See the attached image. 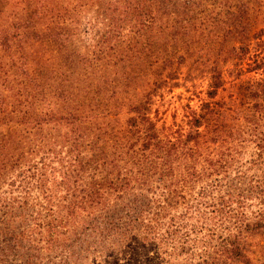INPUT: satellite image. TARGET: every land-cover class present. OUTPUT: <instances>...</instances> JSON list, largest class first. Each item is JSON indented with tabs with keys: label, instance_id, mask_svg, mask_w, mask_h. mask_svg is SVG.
<instances>
[{
	"label": "trees",
	"instance_id": "1",
	"mask_svg": "<svg viewBox=\"0 0 264 264\" xmlns=\"http://www.w3.org/2000/svg\"><path fill=\"white\" fill-rule=\"evenodd\" d=\"M231 1L224 36L247 49L249 3ZM201 3L111 0L105 14L123 9L138 36L179 38ZM21 67L32 90L0 83V264H257L248 241L264 230V208L250 200L264 204V179L250 178L248 193L232 169L242 153L210 131L222 114L218 67L178 143L159 136L148 100L111 117L107 103H81ZM259 92L264 109V81Z\"/></svg>",
	"mask_w": 264,
	"mask_h": 264
},
{
	"label": "rangeland",
	"instance_id": "2",
	"mask_svg": "<svg viewBox=\"0 0 264 264\" xmlns=\"http://www.w3.org/2000/svg\"><path fill=\"white\" fill-rule=\"evenodd\" d=\"M197 1L205 10L197 13L193 32L156 39L133 34L123 9L117 20L109 18L111 0H0V36L8 41L0 49V83L32 90L21 67L26 63L51 89L61 87L86 105L107 103L111 117L125 118L132 104L148 100L159 136L178 143L210 100L212 68L218 67L223 85L215 99L222 114L205 129L222 131L223 145H237L243 157L232 169L245 172L243 186L251 193L248 180L264 179V145H258L264 144V0H247V49L224 36L231 0ZM233 42L239 49L229 54ZM258 202L252 198L250 209L264 208ZM248 242L249 256L264 264V230Z\"/></svg>",
	"mask_w": 264,
	"mask_h": 264
}]
</instances>
